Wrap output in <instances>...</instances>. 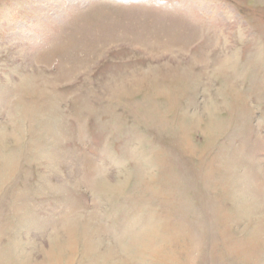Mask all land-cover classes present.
Masks as SVG:
<instances>
[{
    "label": "rangeland",
    "instance_id": "obj_1",
    "mask_svg": "<svg viewBox=\"0 0 264 264\" xmlns=\"http://www.w3.org/2000/svg\"><path fill=\"white\" fill-rule=\"evenodd\" d=\"M0 264H264V0H0Z\"/></svg>",
    "mask_w": 264,
    "mask_h": 264
},
{
    "label": "crops",
    "instance_id": "obj_2",
    "mask_svg": "<svg viewBox=\"0 0 264 264\" xmlns=\"http://www.w3.org/2000/svg\"><path fill=\"white\" fill-rule=\"evenodd\" d=\"M205 21H206V20H205ZM107 47H108V46H107ZM107 47H106V48H107ZM108 48H109V47H108Z\"/></svg>",
    "mask_w": 264,
    "mask_h": 264
}]
</instances>
